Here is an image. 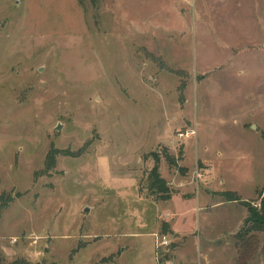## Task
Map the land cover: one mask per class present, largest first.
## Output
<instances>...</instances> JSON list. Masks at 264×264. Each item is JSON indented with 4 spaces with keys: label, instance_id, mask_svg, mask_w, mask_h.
Instances as JSON below:
<instances>
[{
    "label": "rangeland",
    "instance_id": "rangeland-1",
    "mask_svg": "<svg viewBox=\"0 0 264 264\" xmlns=\"http://www.w3.org/2000/svg\"><path fill=\"white\" fill-rule=\"evenodd\" d=\"M261 190L264 0H0L4 261L264 264Z\"/></svg>",
    "mask_w": 264,
    "mask_h": 264
},
{
    "label": "trees",
    "instance_id": "trees-1",
    "mask_svg": "<svg viewBox=\"0 0 264 264\" xmlns=\"http://www.w3.org/2000/svg\"><path fill=\"white\" fill-rule=\"evenodd\" d=\"M150 155L154 156V164L147 170L148 174L146 177V188L148 193L154 197L155 200H163L170 198L172 194V190L168 187L167 182L163 176H161L160 171H158V163L160 161V156L156 152H149ZM167 160L169 165H176V159L173 155H170L166 151L163 154ZM185 168L179 166V170L181 172L184 171ZM262 191L259 192V203L251 204L250 202L245 201L246 204V217L243 222V227L249 224L254 229L264 228V198L261 196ZM224 196V200L227 201H238V197L233 191L226 190V192L221 193ZM0 264H26L24 261L19 259H15L12 261L6 260L4 261L3 256L0 254Z\"/></svg>",
    "mask_w": 264,
    "mask_h": 264
},
{
    "label": "crops",
    "instance_id": "crops-1",
    "mask_svg": "<svg viewBox=\"0 0 264 264\" xmlns=\"http://www.w3.org/2000/svg\"><path fill=\"white\" fill-rule=\"evenodd\" d=\"M262 191V190H261ZM174 195H176L175 193H173V194H171V196H170V198H168V199H166V200H168V205L166 206V207H169V209H171V206H172V204H173V202H172V199H173V197H174ZM195 195V203L193 204V206L195 205V207L196 208H203L204 207V205H206L207 203H210V201L212 200V198H211V196L209 197L208 196V194H206V193H203V192H200L199 193V191L197 190L196 191V193L194 194ZM194 195H191V196H189V197H182L181 195H177V197H180L181 199H188V198H191V197H194ZM216 201V200H215ZM213 202V201H212ZM211 202V203H212ZM221 201H217V203H220ZM213 204V203H212ZM211 204V205H212ZM221 204V203H220ZM243 212H247V210H245V211H243ZM172 213H174V212H172ZM245 216V215H244ZM172 219V218H171ZM171 219L169 218L168 220L171 222V225H170V228H171V230L173 231V233H175V234H178V232L173 228V226H172V221H171ZM245 219V217L243 218V220ZM243 222V221H242Z\"/></svg>",
    "mask_w": 264,
    "mask_h": 264
},
{
    "label": "built area",
    "instance_id": "built-area-1",
    "mask_svg": "<svg viewBox=\"0 0 264 264\" xmlns=\"http://www.w3.org/2000/svg\"><path fill=\"white\" fill-rule=\"evenodd\" d=\"M200 175L201 174L199 173V171L196 170V177H199ZM261 196L264 198V193H262ZM167 243H168V239H167L165 234L163 236H159L156 234L155 241H154V248L156 250L157 249L159 250L161 247H163ZM156 256H158V258H157L158 264H165L166 262H168L170 264L168 258H165V255L160 256V252Z\"/></svg>",
    "mask_w": 264,
    "mask_h": 264
},
{
    "label": "water",
    "instance_id": "water-1",
    "mask_svg": "<svg viewBox=\"0 0 264 264\" xmlns=\"http://www.w3.org/2000/svg\"><path fill=\"white\" fill-rule=\"evenodd\" d=\"M58 129L60 128L58 125L56 126Z\"/></svg>",
    "mask_w": 264,
    "mask_h": 264
}]
</instances>
